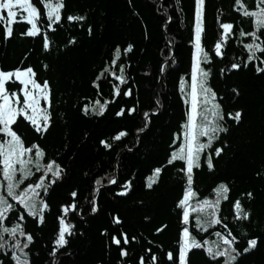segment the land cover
Segmentation results:
<instances>
[{"label": "trees", "instance_id": "obj_1", "mask_svg": "<svg viewBox=\"0 0 264 264\" xmlns=\"http://www.w3.org/2000/svg\"><path fill=\"white\" fill-rule=\"evenodd\" d=\"M33 2L39 6L38 0ZM244 2L250 9L254 7L255 0ZM236 7L234 0H206L204 43L206 50L214 47L222 31L218 20L232 22L235 35L226 48L227 59L243 61L247 53L239 30L250 31L252 25ZM193 12L194 0H180L179 6L176 0H66L65 15H85L87 20L83 24L65 21L56 32H48L50 53L43 51L41 37L21 35L28 27L24 23L13 25L14 38L7 42L3 41V25H0V66L4 70L21 63L34 66L51 81L56 91L55 121L50 132L41 138L26 124H21L19 131L27 141L44 147L47 159H56L66 166L68 173L45 197L51 208L46 213V224L37 227L31 218L25 222L26 231L34 235L30 246L33 264H51L49 253L58 227L57 216L61 206L71 201L70 193L78 191L79 203L83 204L84 198H91L94 180L113 173L118 182L132 179L133 190L126 197H117L114 195L120 190L117 185L102 189L103 196L98 197L102 209L99 214L90 216L85 211L84 219L70 217L77 225V235L69 238L71 246L61 250L58 258L64 264H123L115 247L109 250V238L101 235L105 230L136 236L139 244L132 245L134 254L127 264H135L136 253L148 255V247L154 248L157 254V246L164 250L177 247L181 225L176 204L182 198L186 181L177 171L182 165L177 162L171 166L166 161L172 137L185 120L186 106L179 92V78H189ZM169 17L171 23H168ZM88 26L93 29L91 36L87 33ZM45 31L42 24L41 32ZM72 39L77 41L75 45L70 43ZM129 45L133 51L125 53ZM116 47L122 50L121 61L126 66L134 95L110 104L103 117H85L81 114L83 105L111 98L109 82H102L100 95L90 82L107 66ZM173 55L176 63L166 61L167 56ZM45 63L49 66L47 72L42 68ZM165 63L167 70L160 75L159 69ZM223 66L217 58L212 66L211 83L218 95L225 98L228 108L242 110V122L229 121L230 131L223 136L228 148L222 158H216L214 172H209L206 165L197 170L193 188L200 199H214V189L219 183L230 187V200L222 202V214L240 241L239 248L246 247L248 239L258 238V247L240 258L238 264H264V178L257 176L258 172L264 173V73L257 75L255 65H250L221 77L218 70ZM232 88L239 90L238 97ZM157 99L163 104L162 110L156 105ZM120 107H136L137 113L134 117H116L114 113ZM157 111L162 114L151 115ZM146 112L151 119L150 130L138 138L137 131L144 126ZM121 130L129 135L122 142H115L118 146L113 151L101 147V140L110 139ZM128 148L133 150L129 152ZM155 167L165 170L159 183L150 190L145 186L146 178ZM248 192L255 194L254 200L247 199ZM237 199L253 213L250 223L234 220L233 203ZM113 215H119L123 223L113 224ZM163 224L169 227L157 235L156 228ZM191 230L195 233L194 221ZM215 231L223 229H209L197 234V238L215 241L217 238L212 235ZM194 251L192 264H210L203 250ZM163 264H168L166 259Z\"/></svg>", "mask_w": 264, "mask_h": 264}, {"label": "snow or ice", "instance_id": "obj_2", "mask_svg": "<svg viewBox=\"0 0 264 264\" xmlns=\"http://www.w3.org/2000/svg\"><path fill=\"white\" fill-rule=\"evenodd\" d=\"M234 3L240 15L250 20L252 25L250 31L242 28L239 30L242 47L247 53L246 60L243 61L227 59L226 48L235 35L232 22L217 21L222 31L214 47L206 50V0H194L190 73L188 79L183 76L179 78V92L186 106L185 120L172 137L171 151L166 161L167 165L171 166L179 162L182 166L177 171L183 174L186 181L182 198L176 204V208L180 210L177 215L181 225L177 247L164 250L157 246L159 254L154 248L148 247V255L136 253L135 264H163L164 259L168 264H192L191 256L195 254L194 250H203L210 264H238L240 258L258 247V238H250L247 240V246L241 250L240 241L225 222L226 217L222 214L221 206L222 202L230 200L231 191L226 183L221 182L215 187L214 199H200L193 188L197 170L206 165L209 172H214L216 158H222L228 148L223 136L230 131L229 121L239 124L243 117L242 110L232 111L225 104V98L220 97L214 90L211 79L212 66L216 59L219 58L224 64L218 70L221 77L239 72L250 65H255L257 75L264 73V0H255L251 9L246 6L244 0H234ZM38 4L39 6L33 0H0V25H3L4 42L14 38L13 25L24 23L28 27L21 35L30 38L41 37L43 51L50 53L51 41L48 32H56L65 21L83 24L87 20L85 15H65L66 0H38ZM176 4L179 6L180 0H176ZM180 10L183 11L182 8ZM168 23H171V17ZM42 24L46 29L44 33L41 32ZM87 33L89 36L93 34L91 26L87 27ZM70 43L75 45L77 41L72 39ZM132 51V45L124 49L125 53ZM121 55V48L116 47L107 66L90 82L97 95L102 92V82H109L111 98L103 102L97 99L94 103L83 105L81 114L85 117H103L110 104H118L120 100L134 95ZM166 61L176 63L175 56H167ZM42 68L47 72L49 66L45 63ZM166 70L167 63L159 69L160 75H164ZM231 91L235 96H239L238 89L232 88ZM156 105L163 109L160 100H156ZM55 111L56 91L51 81L38 73L34 66H24L21 63L9 70L0 66V264H33L30 246L34 243V235L26 231L25 222L31 218L37 227L46 224V213H50L51 208L45 197H48L53 187L62 182L68 174L66 166L56 159H47L46 149L39 143L27 141L25 134L19 131L20 125L26 124L44 138L54 126ZM136 113V107H120L114 115L125 118L134 117ZM161 114L162 111H157L151 115ZM143 119L144 126L138 129V138L150 130L149 113H144ZM128 135L127 131L121 130L110 139L101 140L100 145L106 151H113L114 147L118 146L115 142H122ZM139 143L140 140L137 139L136 144ZM218 143L222 146H215ZM132 150L127 149L129 152ZM164 170L163 167H155L152 174L146 178V188L153 189L154 185L159 183ZM257 176L264 178V173L258 172ZM112 185L120 188L114 193L117 197H126L133 190L132 179L118 182L113 173L111 176L94 180L91 198H84L83 204L79 203L81 194L78 191L73 190L70 193L71 201L61 206L57 216L58 227L49 253L51 264H64V261L58 258V253L67 250L71 246L69 238L77 235V225L72 223L70 217L84 219L85 211L90 216L99 214L102 209L98 197L103 196L102 189L107 190ZM246 196L249 201L255 199L253 192L246 193ZM85 205L88 206L87 209ZM233 208L236 222L252 221L253 213L242 205L240 199L234 201ZM193 221L195 233L191 230ZM112 223L121 225L123 220L119 215H113ZM168 227V224L157 227L156 234L165 232ZM217 227L223 231L212 233L217 238L215 241L197 238V234ZM101 235L109 238V250L114 246L123 264H127L134 254L132 245L139 244L136 236L130 237L124 231L112 234L105 230Z\"/></svg>", "mask_w": 264, "mask_h": 264}, {"label": "rangeland", "instance_id": "obj_3", "mask_svg": "<svg viewBox=\"0 0 264 264\" xmlns=\"http://www.w3.org/2000/svg\"><path fill=\"white\" fill-rule=\"evenodd\" d=\"M54 2H55V0H54ZM5 15H6V13H5ZM39 174H37V176H38Z\"/></svg>", "mask_w": 264, "mask_h": 264}]
</instances>
